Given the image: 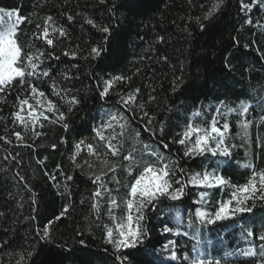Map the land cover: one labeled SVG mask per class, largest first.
Wrapping results in <instances>:
<instances>
[{"label": "trees", "instance_id": "trees-1", "mask_svg": "<svg viewBox=\"0 0 264 264\" xmlns=\"http://www.w3.org/2000/svg\"><path fill=\"white\" fill-rule=\"evenodd\" d=\"M122 2L0 0V7L18 10L26 18L15 37L22 55L38 56L43 64L37 72H50L48 77H26L44 96L32 95L15 83L0 93V264H144L145 258L137 256L136 250L117 251L109 245L104 227H115L127 214L123 200L133 178L126 171L128 162L123 157L134 149L142 153L145 163H156L158 167L169 160L177 161L189 174L185 180L205 170L224 175L229 183L211 190L210 211L227 199L235 186L247 181L251 170L245 165L264 169V3L243 0L251 6L245 10L240 0H225L208 17L218 0H128L127 6L121 7ZM49 16L51 21L47 20ZM46 21L52 46L40 38ZM53 26L64 29L66 35L53 33ZM103 27H109L110 33H103ZM92 47L102 48V56L93 58ZM116 76L124 80L115 81L108 98L102 101L99 92L104 82ZM174 87L177 91H173ZM73 97L79 104L71 103ZM25 98L34 111H42L49 118L33 126L25 105L21 114L27 130L14 120V113L20 110L19 100ZM49 100L55 106L53 111H47ZM241 103L254 106L244 116L233 113L217 117L218 126L226 121L231 125L226 144L236 147L230 157H184V146L171 143L180 138L189 123L208 127L216 109L224 113L228 107L239 108ZM61 112L64 121L57 120ZM145 112L148 116H144ZM197 112L199 117L193 115ZM110 115L117 119L103 131L108 139L102 141L94 130L107 123ZM149 117L155 118V137L144 130ZM240 121H251L247 137ZM64 123L69 125L67 129ZM160 123L164 124L162 134ZM137 131L141 143L133 144ZM15 132L21 133V140H17ZM36 132L41 135L36 136ZM160 139L169 144L168 149L162 147ZM81 140L84 143L75 154V144ZM109 141L119 155H112ZM88 144L93 146L91 153ZM145 144L150 146L148 151L163 153L164 159L157 162L145 151ZM217 160L225 161L219 169ZM109 167H115V173L108 171ZM102 170L107 173L106 181L113 174L120 180V185H108L119 188L113 195L120 207L113 209L111 220L107 197L101 201L100 220L92 208V194L97 187L92 181ZM137 174L134 170L133 176ZM69 175L72 181L67 179ZM65 185L70 194L64 193ZM201 191L204 189L189 186L182 201L162 198L155 210L150 206L144 222L150 239L146 238L141 247L154 252L161 261L169 256L161 248L168 239H177L180 252L191 247V233L188 238H177L162 232L165 225L174 230L178 226L176 217L168 212L173 208L181 214L185 226L191 218L200 227L201 247L210 257L222 258V264H254L250 257L223 255L248 247L240 238L239 220L199 225L195 209ZM65 207H69L68 213L57 219ZM261 207L258 202V209ZM243 222L259 233L264 211L246 215ZM45 227L51 239L39 242L36 230L42 234Z\"/></svg>", "mask_w": 264, "mask_h": 264}, {"label": "snow or ice", "instance_id": "snow-or-ice-1", "mask_svg": "<svg viewBox=\"0 0 264 264\" xmlns=\"http://www.w3.org/2000/svg\"><path fill=\"white\" fill-rule=\"evenodd\" d=\"M128 0H123L121 7L127 6ZM225 0H218L216 4L213 5L212 11L207 14L208 17L213 15V12H216L224 5ZM258 3H264V0H258ZM240 5L242 9H250L249 4H245L243 0H240ZM5 18L9 21L7 28L0 30V93H3L9 90L15 83L20 88L30 90L32 95L44 96V92L39 91L35 84L31 83L29 80H26V77H36L42 75L43 77H48L50 72L44 70L42 73L37 72L40 64H43V60L40 58L34 57L31 54L26 56L22 55V48L19 45L17 39L18 26L25 22L26 18L19 14L18 10H7L3 7H0V26H2ZM69 20L72 17H68ZM207 19V17L205 18ZM14 20V22H12ZM48 21L52 20V17L47 18ZM88 24L93 25L92 20L87 21ZM247 23L251 24L252 21L248 20ZM95 26V25H93ZM204 25H201V30H203ZM103 33H110L109 27H103L100 29ZM52 32H59L60 36H65L66 32L64 29H57L52 27ZM47 45L52 46L54 41L49 38V27L46 26L43 29L42 36ZM163 39V38H161ZM244 47L247 49L248 45L245 44ZM103 49L100 47H92L91 55L93 58H99L102 56ZM41 56L43 53L40 54ZM75 56V53L72 54ZM59 59L58 56L54 57ZM166 59V58H165ZM26 61V64H25ZM39 61V63L37 62ZM227 67V65H226ZM27 69V70H26ZM68 77L65 76V79ZM179 79V78H178ZM124 80L123 76H116L112 80H107L104 82L103 90L99 92V97L102 101L106 100L109 95V88L115 81ZM173 91H177V88H173ZM136 92L139 93V89H136ZM59 95V93H57ZM130 99H134L130 98ZM154 99V97H151ZM79 100L75 97L72 98L71 103L79 104ZM127 103L125 102V108H127ZM39 104V101H37ZM20 110L14 113V120L21 125H24L25 130H27L28 124L25 121V117L21 114L24 111V106L27 105L29 109V120L33 126L40 122L43 118L48 120L49 118L44 115V112H36L33 110V106L29 105L28 99L19 100ZM254 105L241 103L239 108L228 107L224 113H221L220 109H216L215 114L212 115L210 121V126L202 127L199 124L189 123L186 128L180 134V138L173 139L171 143L184 146L183 156L184 157H200L207 154H211L212 157H224L228 158L232 154V149L236 147L235 144L229 147L226 144V138L228 133L231 130V125L229 122H224L222 126H218L219 121L217 117L229 114L238 113L241 116H244L249 113L250 107ZM54 105L52 101H48L47 111H53ZM139 107L142 109L144 105L141 104ZM195 116H200V113H194ZM144 116H148V113L145 112ZM117 118L115 115H110L107 123L103 124L102 127L96 128L95 135L100 140H106L103 135V131L110 129L112 127V121H115ZM154 117H149L147 124L144 126L145 132L151 134L152 137L157 135L156 129L153 127ZM57 120L64 121V113L61 112L57 117ZM50 123H56V120H49ZM251 121H240V126L244 129V135L247 137ZM41 127L43 125L41 124ZM63 127L67 129L69 125L67 123L63 124ZM123 128V125H121ZM159 132L162 134L164 132V124L160 123ZM15 137L17 140H21V133L15 132ZM36 136H40L39 132L35 133ZM140 132H136V140H133V144H139L141 141L138 139L140 137ZM11 143V141H9ZM84 143L83 140L75 144V154H79L81 150V145ZM159 143L164 149H168L169 144L164 143V139H160ZM56 145L53 144L52 148L55 149ZM109 147L112 148V155H119L118 149L111 144L109 141ZM145 151H148L150 146L145 144L143 145ZM89 153L93 151L92 144L87 145ZM148 154L151 157H154L157 162H160L164 159L163 153L158 150L148 151ZM75 159V155L73 157ZM123 160L128 162L126 166V171L129 176H132L133 182L127 186V198L123 200L124 205H126L127 214L125 217H121V222L116 223L115 227H109L104 225L106 229V240L109 245H112L115 250L127 251L129 249L136 250L137 256H143L144 264H222V258L220 257H210V255L201 247V229L199 226L194 225L191 218H189L186 226L183 224V221L180 220L181 214L175 212L173 208H169L168 212L171 215H174L177 219L178 226L175 228L165 225L162 229L163 234L171 235L173 237L183 236L188 238L191 235L193 241L191 247L184 252H180L177 239H168L166 242L161 245V248L164 252L169 253L166 261H161L160 258L154 253L150 252L147 248L141 247L144 245L145 239H150V233L145 227L146 220V211L151 206L152 210H155L157 205L161 202L162 198L171 201L178 202L182 201L186 196V189L189 186L199 187L204 189L198 195L200 197L197 203L203 204L208 208H212L211 201V190L223 187L229 183V181L222 174H216V170L213 171H203L195 172L191 174L187 180L185 176L189 175L186 173V170L182 167H179L177 161L169 160L168 163H163L162 166H157L156 163L148 162L145 163L143 155L140 152L130 151L127 155L123 157ZM225 163L224 160H217V169H219ZM107 165V161L104 162ZM79 167V165H77ZM245 168L251 170L250 177L247 181L241 185L235 186L234 190L228 195L227 199H223L218 202L216 206L211 211L201 210L200 207H196L195 216L199 218V225L215 226L218 223H226L230 221H240L239 227L242 229L240 232V238L245 240L248 244V247L239 249L232 252H224V256H235L237 254L244 257H250L254 260V264H264V222L260 223V231L256 232L253 226H245L243 220L244 217L253 216L257 211H264V169L256 170L253 165H245ZM136 171L138 174L133 176V171ZM108 171L115 173V167H109ZM179 173V178L177 174ZM107 173L101 171L100 174H96L93 179V183L97 185L93 195V200L95 201L92 204V208L95 211V216L97 220L101 218V201L107 197L108 204V218L109 220L114 219L113 209H117L120 205L117 202V197L113 195V192H118L119 188H110L108 185L110 183H115L120 185V180L117 179V176L113 174L110 180L106 181ZM148 178L146 181L145 178ZM23 180V177H20ZM69 181L73 180L72 176H68ZM55 180V177H53ZM59 187V185H57ZM64 193H69L70 190L67 185L64 186ZM258 202L262 206L258 209ZM83 203V201H81ZM70 207V205H69ZM69 207H65L57 217L61 218L64 214L68 213ZM188 230H182L183 228ZM37 239L39 242H47L51 239L49 229L44 228L43 233L41 234L40 229H37ZM257 241L259 243H257ZM81 244L83 241L81 240ZM34 255V253L29 254Z\"/></svg>", "mask_w": 264, "mask_h": 264}, {"label": "rangeland", "instance_id": "rangeland-1", "mask_svg": "<svg viewBox=\"0 0 264 264\" xmlns=\"http://www.w3.org/2000/svg\"><path fill=\"white\" fill-rule=\"evenodd\" d=\"M8 22H9V21L7 20V18H5V21L3 22L2 26H0V30H4V29H6V28H7V24H8ZM12 22H14V20H13ZM128 98H129V99H130V98H133V96H130V97H128ZM145 179H146V181L148 180L147 177H146ZM199 199H200V197H199V195H198L197 200H196V204H199V203H197V202L199 201ZM198 207H200L201 210H204V211H210V209H209L208 207H206L205 205H203V204H199ZM168 255H170V254L168 253Z\"/></svg>", "mask_w": 264, "mask_h": 264}]
</instances>
